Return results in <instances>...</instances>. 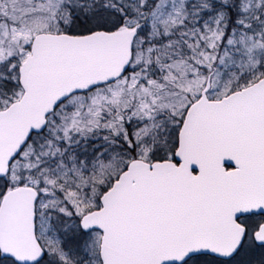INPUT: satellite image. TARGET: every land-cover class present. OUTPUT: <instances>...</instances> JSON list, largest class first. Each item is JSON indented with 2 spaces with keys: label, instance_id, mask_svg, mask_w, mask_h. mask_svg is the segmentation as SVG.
I'll use <instances>...</instances> for the list:
<instances>
[{
  "label": "snow or ice",
  "instance_id": "snow-or-ice-1",
  "mask_svg": "<svg viewBox=\"0 0 264 264\" xmlns=\"http://www.w3.org/2000/svg\"><path fill=\"white\" fill-rule=\"evenodd\" d=\"M0 264H264V0H0Z\"/></svg>",
  "mask_w": 264,
  "mask_h": 264
}]
</instances>
